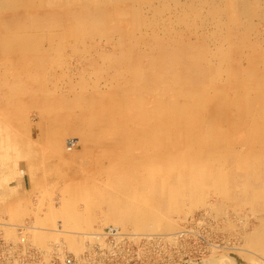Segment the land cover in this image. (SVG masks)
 I'll list each match as a JSON object with an SVG mask.
<instances>
[{"label": "bare ground", "instance_id": "6f19581e", "mask_svg": "<svg viewBox=\"0 0 264 264\" xmlns=\"http://www.w3.org/2000/svg\"><path fill=\"white\" fill-rule=\"evenodd\" d=\"M94 1L95 3L97 2L96 0H0V68H3L1 69L2 72L0 71V89L3 92L0 95L1 198L7 197V194L19 193L21 187H25L27 179L23 174V170L20 168V163L23 160L25 161V167L29 170L27 174H31L28 177L33 179L35 172L33 171L32 174L30 170L31 168L37 170V168L42 166L46 149H51L52 153L58 152V156L62 157L63 150H67L66 152H68L73 147L72 142H74V139L72 140L70 138L71 140H68L66 137V139H62L63 137L60 138L61 134H64L65 129L63 130L62 128L61 130L60 127L56 126L60 122L59 120H61L62 124L64 122L59 118L51 117L50 129L47 126L46 129L42 127L38 128L42 136L39 133L33 135V129H31L32 124L29 122L33 118H29L30 116L27 113L25 115L21 98L26 96L29 102L35 104V108H37L42 117L46 113L54 115L62 106L56 103L54 99L50 100L51 98L47 99L49 100L48 103H46L45 98L41 103L39 100L40 93L48 95L50 92V94H53L51 88L48 91L42 88L44 85L42 87L38 86V88L24 85L20 78V73L23 70H26L28 73L29 70L27 71V69H30V66L34 65V63H28V52L34 51L36 53L37 49L40 46L42 47V43L46 39L48 44L47 47H44V51L47 50L50 52L51 50L53 54H56L59 49L62 51L61 47L63 46L61 44L64 43L62 40H57L56 37L59 35L67 37L66 35L69 34L70 36L71 32L73 33L75 31L78 36H82L88 32L87 28L94 33L97 30L108 32L110 30L109 18L114 15H119L120 11L114 10L107 12L105 11L106 7L102 5L99 8L98 3V10H95L94 8L96 7H93ZM106 1L109 2L111 0ZM128 1H130V5L125 4L131 7V14L135 18L137 16L140 22V28L138 27L137 29L141 34L138 33L140 35L147 34L148 36H152L154 43H141L139 40L133 39L134 41L132 40L129 44V47L132 49L125 50V47H127L125 42L119 44V49L118 47H114L115 54L112 57L108 55L113 67H109V73L107 68H105L107 73L103 84L105 90L102 92L99 87L100 85L97 83L92 91L87 92L89 96L84 98L83 95L86 93L83 92V86L78 81V86H80L79 88L82 94H76L74 100H71L72 102L68 106L75 113L73 111L69 114L65 113L66 117H71L70 122L73 123L74 131L83 137V143L89 141L90 137L98 134L104 138L103 140L110 139L112 141H107V144L108 142L112 144L110 143V149L107 150V153L104 152L105 148L101 150H104L103 154H108L110 150H115L117 153L118 151H122L120 159H123L126 156L125 150H129L128 157L130 161L127 165H119V167L117 165V167H111L112 169L108 167L110 170L108 169L107 171L104 168L102 169V166L100 169L103 171L99 174L100 176L102 173L107 175V179L112 188L111 190L119 188L117 182L122 183L119 181V178L123 175L129 177L131 180L129 182L135 184L134 186L129 184L128 191L130 193H125L121 197V202L118 201V198L114 194V197H111V203L109 200L107 202L110 209L113 210L111 212L107 211L105 216L106 222H112L121 228L110 225L106 226L107 228L100 227L92 232L83 233L81 231V229L83 230L81 226L88 219L86 220L84 217L79 218L80 216H76L78 213L74 205L77 202H74L73 205V198L75 197L77 199L78 194L77 196L70 197L73 192L71 186L73 183L72 180L78 174L75 168L68 176L60 174L61 170L60 173L58 172L59 177L57 178H67L68 184L65 188V194H68V201L62 207L60 204L57 206L51 205L49 212L53 211L60 215V217L64 216L66 226L69 225V228L76 227L77 229L79 227L82 233L78 234H80L83 240L85 238L93 242L94 240L104 241L106 236L111 235L118 242L124 236L128 237L129 235L134 239L136 235H133L135 230H131L133 232L132 234L123 232L128 229L126 228L127 223H125L128 220L130 221L132 229L156 232H153L154 234L150 233L151 235H159L157 234V231H159L161 232L160 236L167 238V240H174L176 239L173 235L174 233L171 234V231L164 233V231L173 229V222H170L172 215H182L184 219L186 215L198 208L199 205L204 206L205 204L208 209L213 210L216 214L214 216L228 215L226 214V210L231 208L235 211L234 213H236L235 216L237 217V214L240 213L244 215L245 208L248 205L250 209L251 207L253 208L252 214L256 218L254 219L259 222L253 225L248 232L245 230V242L248 246L255 247L261 250V253H264V74L256 81L254 72L259 67L255 59L256 55H258L257 59L260 58L264 61V35L262 32H255L252 29L254 26L253 19L251 21L245 20V17L249 18L254 16V12L251 13L248 10L250 6L253 5L260 11L264 10L263 0H186L187 2L185 0ZM140 1L147 8H153V12L150 11L153 14L152 18L156 17L157 19L156 25L151 22L149 15L142 11L143 5H136ZM103 7L104 10H102ZM124 9L126 10L127 7ZM165 11L169 14L167 17L164 16L166 19H169L168 24H164L167 21L163 20ZM65 17L70 18L69 20L72 23L65 21ZM126 17L129 18V16ZM169 17H175L177 19L176 24L183 26L187 24V28L190 29V35L187 36L180 28L175 29L174 22L176 21L174 20L173 22V19L171 20ZM224 17H227V21L224 20ZM121 20L124 22L123 19ZM125 21L130 22L131 20L129 21L127 19ZM162 21L165 30L162 26L160 27ZM67 22L69 23V27L65 26ZM214 23L215 25L213 26ZM196 24H204V26L196 27ZM223 25L229 27L227 33H220L218 37L210 36V30L212 28L216 27L221 31V26ZM134 26L136 25L134 24ZM120 29L118 28V30ZM134 29L135 27L131 30L134 31ZM151 30L154 32H151ZM251 30L255 33L254 37L251 36ZM148 31L151 33L148 34ZM52 33H56L57 36H51ZM125 34L127 35V33L122 34L123 37ZM102 37L104 39V36ZM95 38L97 39V37ZM235 40H238L239 43L237 44L236 42L234 44ZM236 45L238 49L233 52ZM135 50L136 53L134 52ZM230 52L239 54L241 57L233 59L232 53ZM244 59H249L248 66H243ZM51 65L53 64H50V67ZM125 69L130 72V76L126 77L127 79L125 81H122L121 76L125 72ZM27 73L24 75L26 76ZM47 75L46 77H49ZM49 75L51 74L49 73ZM26 79L25 77V81ZM128 82L133 83V86L128 87ZM84 83L86 84V80ZM49 86L51 87V85ZM46 87L48 86L46 85ZM65 121L68 122L67 120ZM56 133L59 134L58 136L56 135L58 137L57 140L51 146L47 147L48 142L53 140L51 136H54ZM54 144L56 147L51 148ZM236 146L241 148V150L244 149L245 152L247 150L245 147L248 146L252 152L239 156L241 151ZM255 148H258L260 152L252 150ZM133 150L134 152L138 150V155L143 157L133 158ZM190 150H193L192 154L184 155L185 157L181 156L186 152L189 153ZM224 151L228 153L225 154ZM101 153L99 152L98 154ZM99 159L96 160L99 161ZM70 163L72 162L70 161ZM97 164L99 166V163ZM58 166L60 168V164H57ZM127 167L128 169L126 171L123 170ZM64 168L67 169L65 171H68V168ZM24 170L26 171V169ZM84 170L80 172L84 173ZM95 171L97 172L98 170ZM44 172L49 177L46 174L47 171ZM54 173H50V175ZM18 176L20 177V184L17 180ZM93 176H95L94 173ZM83 178L85 177L83 176ZM172 178H175V182L172 181ZM7 181L15 182L12 186H7ZM74 185L76 186L77 184ZM76 188L78 189V186ZM82 188L80 191L83 190ZM210 196L215 197L214 201L208 199ZM82 197L81 199H84V196ZM13 204L14 202L11 203L12 208L15 206ZM11 207L9 206L7 208L9 212L11 211L8 217L9 220L17 221L25 214V210L21 208L11 210ZM118 208L120 211H115ZM208 211L210 212V210ZM102 214L104 215V212ZM75 216L78 219L73 220L72 217ZM237 218L239 221V217ZM38 222L40 224L47 223L44 220ZM227 222L229 221L227 220ZM244 223L246 224V220L243 221ZM25 224L10 225L11 228L7 224H0V232H6L9 228L13 229L16 234V236H12V239L8 237L7 241L4 240L7 237L2 238L4 242L0 238V250L3 251L0 254L3 256L6 264H17L19 263V259L22 260L25 256H29L27 255L29 239L35 236L30 232H38L39 230L45 229L34 228L30 226L31 224L29 222ZM231 225H225V228ZM241 227L244 228L243 226ZM55 231H59V229ZM61 232L62 234H67L66 241L68 245L78 250L80 244L77 245V238L76 240L71 239V232L69 233L63 230ZM8 234L11 233L8 232ZM35 237L37 241L43 240L44 242L51 240V237L45 239V236L39 233ZM55 239L56 237H54L53 241ZM104 243L105 245L107 244V247L109 245L111 246L112 242H103L100 246H103ZM114 244L116 243L114 242ZM100 246L99 248H101ZM55 249V251L58 250L56 247ZM51 252L53 253V251ZM34 253H36L38 259L42 255L44 257L42 251L40 254L38 252ZM80 255L83 256L82 254ZM36 257L34 258L36 259ZM88 257L90 258V256ZM69 258H63L64 264H75ZM85 259L89 262L88 258ZM210 259L205 260L204 263L202 260L200 262L202 261L203 264H223L222 262H225L227 258L220 257L215 261H211ZM24 262H20L19 264H25Z\"/></svg>", "mask_w": 264, "mask_h": 264}, {"label": "rangeland", "instance_id": "374dc122", "mask_svg": "<svg viewBox=\"0 0 264 264\" xmlns=\"http://www.w3.org/2000/svg\"><path fill=\"white\" fill-rule=\"evenodd\" d=\"M96 1H97L96 3H95V1L93 2L94 3L93 7H96V8H94L95 10H98V7L100 8V6L103 5L106 7L105 11H107V12H110V11L112 12L114 10L120 11L119 15H114V16L110 17L111 19L109 18L108 23H109V27H110L109 29L110 30L108 32L104 31V30H103L104 32L101 30H97L96 31L97 33L96 32L94 33L89 28H87L88 32L82 36H78L75 33V31H73V33L71 32L72 36L71 35L69 36V34H68V35H66L67 37L62 36V35H59L58 37H56L57 34L52 33L51 36L56 37L58 41L62 40V42H64L61 44V46H63L64 49H63V47H61L62 51L60 49L58 50V52H61V53L57 52L56 54L55 53L53 54V52H51V50H50V52L47 50H46L47 52L44 51V47H47V44H48V41L46 39L42 43L43 48L40 46V48L37 49L36 53L34 51L28 52V63L29 64L34 63V65L30 66V69H27V71L29 70L28 73L26 72V70H23L20 73V78L23 81L24 85H27V86L32 87V88H38V86L42 87L44 85L42 88L46 89V90L51 88V91L53 92V94H50V92L48 93V95L44 94V93H40L39 100L41 103H42V100L44 98L46 99V103L49 102V100H47V99L51 98L50 100L54 99L56 103H59L62 106V107H60V109H58V111H56V113L54 115L46 113L45 115L43 114V117H42V115L37 110V108H35L36 107L35 104L29 102L28 98H26V96L21 98L25 115L28 114V116H30L29 118H31V117L33 118V119L31 118L32 120L28 119L29 122H31V124H32L31 129H33V135H36L39 133L42 136V133H41V131H39L38 128L42 127L44 129H46V126H47V128L50 129V126H51L50 119H51V117H54V118L62 119V121H64L62 124L61 120H59L60 122L58 124H56V126L60 127L61 130H62V128H63V130L64 129L67 130V131L64 130V134L63 135L61 134L60 138L63 137L62 139L67 138L68 140L70 138H72V140L74 139L73 140L74 142H72L73 147L71 150H68V152H66L67 150H63V153L61 154V155H63L62 156L63 158L61 156L60 157L58 156V154H57L58 152L52 153L51 149H46L45 153H44V160H43L44 163H42V166L37 168V170L34 168H31V170H30V171H32L31 172L32 174H33V171L35 172L34 173L35 176L33 177V179L29 178L31 176V174L30 173L27 174L29 172V170H27V168L25 167V165H24L25 161L23 160L20 163V168L23 170V174H24L25 178L27 179L26 183H25V187L24 188L21 187V190L19 193L7 194V197H4V198H1V196H0V224H7L10 227V225H17V224L20 225V224H25V223L29 222L31 224L30 226H32L34 228L35 227L36 228H45L44 230H39L38 232L37 231H31L30 233H33V235L38 236V233H39V234L44 235L45 239L47 237H51V236L55 235V236L50 238L51 240L44 241L45 243L43 242V240L37 241L35 236L32 237L33 240H32V238H30L29 239L30 242L28 241L29 244L27 246V247H29V249H27V252H28L27 255H29V256H25L24 257L25 259L23 258L22 260L19 259L18 262L20 263V262L25 261L24 262L25 264H33V263L34 264H61V263L64 264V259L70 257L69 259H71L72 262H74L75 264H190V263L203 264L205 260L210 259V258H211L210 259L211 261H215L216 259H218L220 257H225L227 259L225 260V262L224 261L222 262L223 264H225V263H228V264H230V263H233V264H264V253H261L262 251L259 249H256L255 247L248 246L245 242V236H244L245 233L248 232L249 229L251 227H253V225H255L256 223L259 222L258 220H255L256 218L252 214L253 208L251 207V209H250V206H248V205H247L248 209L245 208L246 210L244 211L245 216L242 215L241 213L237 214V217H239V219L241 221H242V219H243V221L246 220V224L245 223L243 224V221H242L243 225L241 224L240 220L238 221V218L235 216L236 213H234L235 211H233L231 208L230 209L228 208L229 210L228 209L226 210V214H228V215L223 214L225 216L221 215L222 217L220 215L214 216L216 214L213 212L212 209H210V208L208 209L207 205H205V204H204V206L199 205V207L201 206V208L198 207L199 209L198 208H196L197 210L194 209L195 211L193 210L191 213L186 215L184 217V219H183L182 215H178V214L172 215L170 217V220H171L170 222H173L172 223V225H174L173 229L164 231V233L170 232V231H171L170 232L171 234L174 233L173 235L176 238L174 240L173 239L167 240V238L160 236L161 232H159V231H157V234H159V235H151V234H154L156 232L139 230V229H132L129 220L125 222V223H127V225H126L127 227L126 226L125 227L128 229L124 230L123 232L132 234L133 233L132 231L135 230L134 234H133V235L136 234L134 236L135 240L132 239L133 237L131 238V236H129V235H128L129 238L127 236L126 237L124 236V238H122V240H118V242H117V239L115 237L113 238V236H111V235L106 236L104 241H101V240L95 241L94 240V242H93V241L87 240L85 238H84V240L81 239L80 234H78V233L92 232V231H95V229H99L100 227L103 228L106 226L115 225L112 222L111 223L108 221L106 222L105 216H106L107 211L111 212V210H113V209H110V206H109V204H107V202L110 201V203H111L114 195L116 198H118V201L121 202L122 201L121 197L127 192H128L127 194L130 193V191H128L129 190L128 188L130 187L129 184H131L132 186H134L135 184L129 182V181H131L129 179V177L123 175L121 178H119V181L122 183L117 182L119 184V188H116V190L115 189L111 190L112 188H111V185L109 183V180L107 179V175H104V173H102L100 176L99 174H100V172L103 171L102 170L103 168L107 171L109 169L108 167L114 168V166L117 167V165H118V167H119V165L120 166L121 165L122 166L127 165L130 161V159L128 157L129 150H125L126 156L123 159H120V154L122 151H118V153H117L115 150H110V152L108 151V154H106L107 150L110 149V143L112 141L110 139H108L111 142H108V144H107L108 140H103L104 138H102V136L98 135V134L90 137L89 141L83 143V140H82L83 137L74 131L73 123L70 122L71 117L70 118H69V116L66 117L65 113L69 114V113H71V111H73L68 107L70 105V102H72L74 100V97L76 94H78V93L82 94V91H80V88H79L80 86H78V81L83 86V92L86 93L83 95L84 98H86V96L87 97L89 96V93H87V92L92 91V89L95 88V85L97 83L100 85L99 87H100L102 92L105 90V87L103 85L105 82L104 80L107 77V73L105 71V68H107L108 73H109V67L110 68L113 67L109 56L112 57V55L115 54L114 53V51H115L114 47H118V49H119V44L121 42H125L127 45V47H125V50H129V48L132 49L131 47H129V44L133 39H137L141 43H151V44L154 43V41H153L154 39H152V36H148L147 34L140 35L141 32L138 31V29H137L138 27L140 28L139 19H137L138 18L137 16L135 18V16H133L131 14V7L127 6L125 4V3H127L130 5V1H128V0H116V1L111 0L109 2H107L106 0H96ZM103 1H104V4H103ZM101 2H102V4H101ZM185 2H187V1L185 0ZM262 2L264 5V0ZM95 4H96V6H95ZM97 5H98V7H97ZM124 5H125V7H123ZM136 5H138V6L143 5L142 11L144 13L146 12V14L149 15V17H150L149 19L151 20V22L156 25V21H157L156 17L152 18L153 8L148 7L149 8L148 9L145 6V4L142 3L141 1L136 3ZM159 6H161V4H159ZM77 7H79V6L77 5ZM126 7H127V9L125 10L124 8H126ZM145 7L147 10L145 9ZM102 10H104V7L102 8ZM122 10H125V11L121 12ZM127 10H128V14H127ZM248 10L251 13L254 12V16L249 17V18L245 17V20L251 21L253 19L254 26L252 29L255 32H258V31L262 32L264 35V10L260 11L257 9V7H255L253 5L250 6L248 8ZM205 12H207V10H205ZM166 13L167 12L165 11V13L163 14V20L167 21L164 24H168V22H169V19L167 18L168 19L167 20L164 17V16L167 17V15L169 16V14L168 13L166 14ZM122 14H124V15H122ZM124 16L125 17L129 16V18H127V17L125 18ZM122 17H124L125 20L128 19L129 21L130 20L131 21L130 22L125 21L124 18H122ZM139 18H140V16H139ZM169 18H171V17H169ZM69 19L70 18H67V17L64 18L65 21L72 23V21ZM121 19H123L124 22L128 23V24H125ZM153 20H155V21H153ZM171 20L173 22H174V20L176 21V22H174L175 23L174 24L175 29L180 28L181 30H183L184 33H186L187 36L190 35V31H189L190 29L187 28V26H186L187 24H184L185 26H183L181 24H176L177 19H175V17H172ZM224 20L227 21V17H224ZM68 22L65 26L69 27ZM121 24L123 25L124 28L122 27ZM134 24L136 26H134ZM206 24H208V23H206ZM214 25H215V23L213 24V26ZM225 25L221 26V31H219L218 28H216V27L212 28L210 30V36L218 37V35L220 33H223V34L227 33V30L229 27H227ZM245 25H247V23H245ZM161 26L163 28V21H162V24L160 25V27ZM197 26H204V24L203 25L196 24V27ZM117 27L119 29H120V27H122V28L120 30H118ZM132 27L133 28L135 27L134 31L131 30V29H133ZM182 27H184V28H182ZM126 29L128 32L126 31ZM149 31H148V34H150L151 32H154L152 30H151V32H149ZM133 32H137V33H134L135 34L134 35ZM100 33H102V34H100ZM123 33H127V35L125 34V36L123 37V35H122ZM156 33H158V31H156ZM250 33H251L252 37L255 36V33L252 30L250 31ZM59 34H61V33H59ZM171 34H173V33H171ZM119 35H120V37H119ZM93 36L97 37V39L96 38L94 39ZM102 36H104V39ZM69 37H73V38H69ZM65 41H67V42H65ZM236 42H237V44L239 43L238 40H235L234 44H236ZM237 49H238V47L236 45L233 52L237 51ZM134 52L136 53V50ZM233 52H230V53H232L233 59L241 57L239 54H235ZM257 57H258V55H256L255 59H256V62H258L257 65H259V67L254 70L256 81L258 80L259 77H261L264 74V61L261 60L260 58L257 59ZM103 58H105V59H103ZM58 59H60V60H58ZM106 60H108V61H106ZM73 61H74V63H73ZM248 63H249V59H247V60L244 59L242 64H243V66H248ZM38 64H40V65H38ZM50 64H53V65H51V67H50ZM57 64H59V65H57ZM41 66H43V67H41ZM47 67H48V69H47ZM63 67H65V68H63ZM1 69H3V68H0V71L2 72ZM31 70H32V72H31ZM71 70L74 73H72ZM26 73H27V75L25 76L24 74H26ZM49 73L51 75H49ZM45 74L46 75L48 74L47 76H49V77H46ZM23 75L27 78L26 81H25V77ZM128 76H130V72L127 69H125V72L121 76L122 81L123 80L125 81L127 79L126 77H128ZM34 77H35L36 81H34L35 80ZM124 77H125V79H123ZM44 80H45V83H44ZM85 80H86V84L84 83ZM88 82H89V84H88ZM82 83H84V84H82ZM46 85L48 87H46ZM49 85H51V87ZM127 86L128 87L133 86V83L128 82ZM2 93H3L2 89H0V95H2ZM28 103H29V105H28ZM31 104H33V106H31ZM24 106H26V107H24ZM26 108H27V110H26ZM61 108H63V109H61ZM73 112L75 113V111H73ZM61 114L63 115L62 117H61ZM63 118H64V120H63ZM65 120H67L69 123L66 122ZM48 123H49V125H48ZM67 124H69V125H67ZM67 126H69L70 128ZM68 128H69V130H68ZM220 131L224 132L225 130H220ZM68 132H70V133H68ZM69 134H71V135H69ZM56 135L58 136L59 134L56 133L54 136H51L53 140L48 142L49 144L47 145V147L51 146L57 140L58 137ZM99 140L103 141V142H100ZM90 142H92V143H90ZM81 143H83V144H81ZM53 147H56V145L54 144L51 148H53ZM83 147H85V148H83ZM98 148H100V149H98ZM237 148L240 149V151H241L239 156L246 155L247 153L252 152L249 149L250 147H248V146L245 147L247 149L246 152L244 149L241 150V148H239V147H237ZM81 149H82V151H81ZM102 149L105 150V151L103 150L104 152H106L105 154H103V151H101ZM252 150L253 151L254 150L259 151L258 148H255ZM136 151L137 152H134V150L132 151L133 158L143 157V156L138 155L139 154L138 150H136ZM99 152H102V153L98 154ZM111 152H113L114 154ZM90 153L91 154L93 153L92 158H91ZM192 153H193V150H190L189 153L186 152V153L182 154L181 156H184V155L187 156V155L192 154ZM224 153L227 154L228 152L224 151ZM78 154H80V155H78ZM102 154H103V156H102ZM99 155H100V159H99ZM71 156H72V158H71ZM52 157H54V158H52ZM67 159H68V161L66 162ZM92 159H93V161H92ZM96 159H99L100 162ZM108 159H109V161H108ZM118 160H120V161H118ZM70 161L72 163H70ZM89 161H91V162H89ZM137 161H138V159H137ZM96 162L99 163V166H97L98 164ZM57 164L58 165L60 164V168H59V166L57 167ZM79 164H80V167H79ZM64 167L68 168V171H65L67 169H65ZM100 167H102V169H100ZM84 168H86V169L84 170ZM96 168H98V169H96ZM129 168H130V166H129ZM24 169H26L27 172ZM73 169L78 174L72 180L73 183L71 184V186H72V189H73L72 191L74 192V194H72L73 193L72 192L70 197H73L75 195L77 196V194H78V196L76 197L77 199H75V197L73 198V205H74V202H77L74 205L76 210H77V213H78V214H76V216H80L79 218L84 217L86 220L88 219V221H87L88 223L86 222L83 226H81L83 228V230L81 229L82 232L80 231L79 227L76 229V227L69 228L68 227L69 225L66 226L67 224H66V220H65L64 216H61L62 217L61 218L60 215L54 213L53 211L49 212V207L51 205L57 206L60 204L62 207L68 201L67 200L68 194H65V188L68 184L67 178L62 177L63 179L62 178L59 179L57 177H59L58 174L60 173V170H61L60 174H63V175L65 174L68 176V174ZM127 169H128V167L126 169L124 168L123 170L126 171ZM53 170L54 171L56 170L55 173ZM83 170L85 171L84 173L80 172ZM95 170H98V171L96 172ZM44 171H47L46 174H48L49 177H47L45 175ZM50 173H54V174L50 175ZM93 173L95 176H93ZM86 174H87V176H85ZM83 176L85 178H83ZM92 177H94V178H92ZM41 178H43V179H41ZM91 178L94 180H92ZM17 180H18V183L20 184V177L19 176L17 177ZM74 180H76L77 182ZM83 180H86V181H83ZM172 181L175 182V178H172ZM14 182L15 181H13V182L7 181L6 185L12 186V184H14ZM74 184H77V185L75 186ZM96 185H99V186H96ZM77 186H78V189L76 188ZM100 186H103V187H100ZM104 187H105V189H104ZM81 188L83 189L82 191H80ZM106 188H108V189H106ZM140 188H143V187H140ZM0 189H1V185H0ZM75 190L77 191V193ZM94 190H96V191H94ZM85 193H87V194H85ZM82 196H84L85 200L81 199V198H83ZM208 199L210 201H214L215 197L210 196ZM12 202H14L13 205H15L13 208L11 207ZM99 202L101 205L99 204ZM9 206L11 207V210L12 209L17 210L18 208L25 210V214L22 215L21 219L17 220L19 222L9 220L8 217H9V213L11 212V211L9 212V209H7ZM79 207H81L80 210H79ZM102 207H104V208H102ZM92 208H94V209H92ZM206 210H207V212H206ZM208 210H210V212ZM115 211H120V209L119 208L115 209ZM103 212H104V215L103 214L101 215V213H103ZM246 213H247V215H246ZM76 216L72 217V219L73 220L78 219V217L76 218ZM226 217H227V219H226ZM40 220H44L47 223L46 224H40L38 222ZM227 220L229 222H227ZM229 223L234 225L237 228H235L233 226L235 228L234 229L232 227V225L229 226L232 229L229 227L227 228V226L225 228V225H230ZM87 224H89V225H87ZM25 225H28V224H25ZM115 226H118V225H115ZM241 226H243L244 228H242ZM118 227L121 228L120 226H118ZM53 228L55 230L59 229V231H55ZM4 230H5V228H4ZM31 230H33V229H31ZM62 230L67 231L69 233L71 232V234H70L72 236L71 239L76 240V238H77L76 243H77V245H79V244L81 245V249H80V245H79L78 250H76L74 247H70L66 241V235L67 234H62V232H61ZM245 230H246V232H245ZM73 231H75V232H73ZM8 232L11 234H8ZM56 232H58L57 236H56ZM0 235H1L0 236L1 240H3L5 237H7L4 239L5 241H7L8 237L10 239H12L13 235L16 236L14 230L9 229V228L6 230V232H0ZM138 235H140V236L142 235V237H140ZM167 235H169V234H167ZM54 237H56V239H55L56 242H55V240L53 241ZM57 237H58V239H57ZM79 237H80V239H79ZM130 238H131V240H130ZM1 240H0V243H1ZM4 240L2 242H4ZM113 240L116 244H114ZM49 241H51V242H49ZM120 241L122 242V244ZM123 241H125V242H123ZM52 242H53V245H52ZM103 242H107V243L112 242L111 246L110 245L107 246L108 250L106 247L107 244L105 245V243H104V245H103L104 247L100 246V245H102ZM35 246H36L37 250L39 249L38 251L37 250L35 251V249H36ZM52 246H55L58 250L55 251L56 250L55 247H52ZM99 246L101 248H99ZM116 246H117L118 250H117V248H115ZM40 250L43 252L44 257L42 255V257H39V259H38L36 257L37 256L36 253H34V252H38V254H40L41 253ZM51 251H53V253ZM54 251H55V253H54ZM74 252L77 253V256H76V253H74ZM0 253H3V251L0 250ZM49 254H51V255L53 254L54 257L53 256L51 257V255H49ZM80 254H82L83 256H81ZM84 254H86L85 255L86 257L84 256ZM19 256H21V255H19ZM33 256L36 257V259H38L39 261L36 260ZM88 256H90V258ZM85 258H88L89 262H87V259H85ZM212 258H214V259L212 260ZM200 260H202L203 263H202V261L200 262ZM6 261H7V259H6ZM80 261H81V263H80ZM19 263H17V264H19ZM0 264H6L4 259H3V256H1V254H0Z\"/></svg>", "mask_w": 264, "mask_h": 264}]
</instances>
